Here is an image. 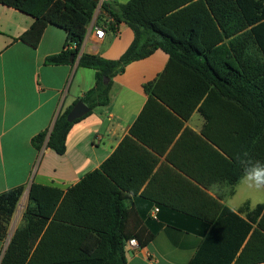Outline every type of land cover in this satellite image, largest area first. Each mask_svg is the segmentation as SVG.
<instances>
[{
	"label": "trees",
	"instance_id": "16d2710c",
	"mask_svg": "<svg viewBox=\"0 0 264 264\" xmlns=\"http://www.w3.org/2000/svg\"><path fill=\"white\" fill-rule=\"evenodd\" d=\"M0 5L35 20L20 37L33 48L39 46L49 26L66 32L65 49L48 57V65H73L75 56L81 68L95 71L94 87L63 110L50 131L33 139L38 151L47 147L64 155L74 125L95 109L109 105L114 80L128 65L162 50L170 60L160 78L145 86L150 93L149 102L158 99L170 103L168 96H179L193 109L202 103L199 110L207 120L234 123L226 128V141H214L230 158L216 153L225 164L230 186L234 187L243 175L242 159L264 162V0H129L125 4L104 1L100 6L102 14L115 24L126 23L135 35L118 60L80 54L99 7L92 0H0ZM165 82L168 90L163 93L161 86ZM79 101L91 112L71 123L67 117ZM128 141L131 139L121 149ZM121 149L66 192L33 184L24 222L11 238L1 264H128V241L134 237L140 246H148L156 232L130 231L127 201L129 194L136 191L125 180ZM22 195V187L0 194L1 242L8 235ZM204 196L213 216L182 211L212 223V232L229 224L228 215L236 220L237 230L242 231L229 244L231 254L220 256L217 264H232L251 232L235 264L264 263V205L248 214L250 222L227 207L216 219L223 206ZM228 243L224 241V245ZM201 257L200 251L190 264H202Z\"/></svg>",
	"mask_w": 264,
	"mask_h": 264
},
{
	"label": "crops",
	"instance_id": "0c3cea01",
	"mask_svg": "<svg viewBox=\"0 0 264 264\" xmlns=\"http://www.w3.org/2000/svg\"><path fill=\"white\" fill-rule=\"evenodd\" d=\"M100 6L80 54L118 60L133 43L134 32L126 23L115 24L102 14ZM34 21L0 5V194L23 188L9 224L10 240L24 222L33 184L66 192L100 168L129 138L120 158L125 162V180L136 191L127 201L130 231H154L156 237L148 246L126 247L127 263L190 264L201 251L202 264H217L220 256L230 255L229 244L240 231L236 220L227 215L229 224L212 232V223L187 215L182 209L213 216L207 209L204 195H208L223 206L216 219L227 207L250 222L248 214L264 205V190L250 189L241 179L234 187L227 183L225 164L216 156L218 152L230 160L214 141H226V128L234 123L207 120L199 110L202 103L193 109L179 96H168L170 103L158 99L150 103L145 86L160 78L170 60L168 54L157 50L128 65L114 80L109 105L95 109L74 125L64 155L47 147L38 151L33 139L50 131L61 112L94 87L95 71L81 68L78 59L73 65H48V57L65 49L67 34L49 26L39 46L33 48L20 37ZM96 27L105 30L102 39L96 37ZM167 84L161 86L163 93L168 90ZM156 209L154 219L151 214ZM10 240L0 255V264ZM224 241L229 243L224 245Z\"/></svg>",
	"mask_w": 264,
	"mask_h": 264
},
{
	"label": "clouds",
	"instance_id": "9594fccd",
	"mask_svg": "<svg viewBox=\"0 0 264 264\" xmlns=\"http://www.w3.org/2000/svg\"><path fill=\"white\" fill-rule=\"evenodd\" d=\"M240 163L243 166L241 183L250 189L264 190V162L242 159Z\"/></svg>",
	"mask_w": 264,
	"mask_h": 264
},
{
	"label": "water",
	"instance_id": "95a60500",
	"mask_svg": "<svg viewBox=\"0 0 264 264\" xmlns=\"http://www.w3.org/2000/svg\"><path fill=\"white\" fill-rule=\"evenodd\" d=\"M98 4L101 3V0H92ZM72 61L75 62V56H72ZM91 112V109L82 101H79L70 111L67 119L69 122H75Z\"/></svg>",
	"mask_w": 264,
	"mask_h": 264
},
{
	"label": "built area",
	"instance_id": "2783aa9c",
	"mask_svg": "<svg viewBox=\"0 0 264 264\" xmlns=\"http://www.w3.org/2000/svg\"><path fill=\"white\" fill-rule=\"evenodd\" d=\"M104 1H110V0H101V3L99 5H101ZM104 34H105V30L103 28H99V27L95 28V35L98 39H102ZM157 212H158V209H156L151 214V217L154 219H157ZM139 246L140 245H139L138 241L136 239H132V240L128 241L126 247H127V249H131V248H138Z\"/></svg>",
	"mask_w": 264,
	"mask_h": 264
},
{
	"label": "rangeland",
	"instance_id": "374dc122",
	"mask_svg": "<svg viewBox=\"0 0 264 264\" xmlns=\"http://www.w3.org/2000/svg\"><path fill=\"white\" fill-rule=\"evenodd\" d=\"M9 240H10V232H9V234L7 235L6 239H5L4 241H2L3 244L0 245V255H1V253H3V251L5 250L4 248H6V246H7L8 242H9ZM2 247H3V248H2Z\"/></svg>",
	"mask_w": 264,
	"mask_h": 264
}]
</instances>
